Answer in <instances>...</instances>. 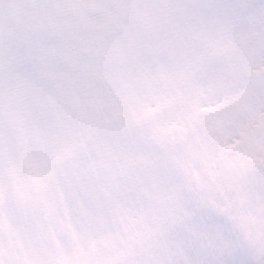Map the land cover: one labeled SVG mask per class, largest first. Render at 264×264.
I'll return each instance as SVG.
<instances>
[{
  "label": "snow or ice",
  "instance_id": "1",
  "mask_svg": "<svg viewBox=\"0 0 264 264\" xmlns=\"http://www.w3.org/2000/svg\"><path fill=\"white\" fill-rule=\"evenodd\" d=\"M0 264H264V0H0Z\"/></svg>",
  "mask_w": 264,
  "mask_h": 264
}]
</instances>
